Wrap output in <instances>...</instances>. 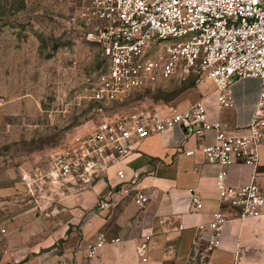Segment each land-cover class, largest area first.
Listing matches in <instances>:
<instances>
[{
    "label": "built area",
    "instance_id": "1",
    "mask_svg": "<svg viewBox=\"0 0 264 264\" xmlns=\"http://www.w3.org/2000/svg\"><path fill=\"white\" fill-rule=\"evenodd\" d=\"M73 10L68 23L84 40L102 51L104 72L91 89L90 99L98 104H120L130 94L148 91L161 83L189 77L207 81L215 88L218 108L231 105L229 87L236 79L257 78L260 91L255 114L248 125L234 131L208 122L200 100L181 112L137 110L126 116L107 117L84 135L76 137L63 153L53 156V173L61 180L72 178L84 187L100 178L118 159L129 153L135 142L162 134L170 126L202 137L212 132L210 144L199 148L208 163L220 166L215 174L218 203L235 209L241 217L258 219L264 194L254 180L240 186L225 183L227 167L234 162L256 166L258 148L264 145V0H70ZM192 154L191 150L183 152ZM116 176L122 179V171ZM130 184L133 179L128 180ZM124 188L123 193H129ZM189 205L201 209L198 196L189 189ZM107 194H113L108 192ZM147 197L135 189L134 202L145 206ZM106 200H97L103 208ZM227 216L222 210L211 221L196 225L193 244L197 248L185 264H214L208 254L221 242ZM3 229H1V232ZM111 242L119 241L113 238ZM106 243L102 234L86 246L91 258ZM139 249V261L147 262Z\"/></svg>",
    "mask_w": 264,
    "mask_h": 264
},
{
    "label": "crops",
    "instance_id": "2",
    "mask_svg": "<svg viewBox=\"0 0 264 264\" xmlns=\"http://www.w3.org/2000/svg\"><path fill=\"white\" fill-rule=\"evenodd\" d=\"M260 88L257 78L236 79L228 91L231 105L218 108L214 86L199 81L178 94L170 112L184 111L200 100L208 122L234 131L253 118ZM213 137L212 132L196 137L180 126H170L162 134L133 143L129 153L100 178L81 191L62 194L45 215L24 207L20 220L3 228L0 263L185 264L197 249L195 226L211 221L214 212L222 210L227 221L220 245L208 254V261L264 264V207L255 219L241 217L235 209L218 203L215 174L220 166L206 162L199 152ZM187 150L192 154L185 155ZM258 155L256 166L230 164L225 183L240 186L252 179L264 194V145L259 146ZM118 170L123 174L121 180L116 176ZM124 188H130L129 193H123ZM190 188L202 207L197 211L189 205ZM135 189L147 197L143 208L133 200ZM110 191L113 194H107ZM102 197L106 205L99 209L96 203ZM99 234L106 243L94 258H85L87 244ZM113 238L119 241L111 242ZM139 249L147 262L139 261Z\"/></svg>",
    "mask_w": 264,
    "mask_h": 264
},
{
    "label": "rangeland",
    "instance_id": "3",
    "mask_svg": "<svg viewBox=\"0 0 264 264\" xmlns=\"http://www.w3.org/2000/svg\"><path fill=\"white\" fill-rule=\"evenodd\" d=\"M72 10L70 0H0V253L1 229L24 207L45 215L62 194L85 189L55 176V154L104 118L169 113L196 82L172 79L121 105L92 102L105 63L100 47L68 23Z\"/></svg>",
    "mask_w": 264,
    "mask_h": 264
}]
</instances>
